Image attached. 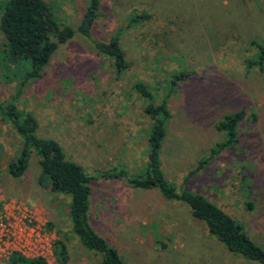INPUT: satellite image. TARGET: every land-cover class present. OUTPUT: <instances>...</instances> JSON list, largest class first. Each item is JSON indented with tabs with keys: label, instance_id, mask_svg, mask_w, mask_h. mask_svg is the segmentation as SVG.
<instances>
[{
	"label": "rangeland",
	"instance_id": "1",
	"mask_svg": "<svg viewBox=\"0 0 264 264\" xmlns=\"http://www.w3.org/2000/svg\"><path fill=\"white\" fill-rule=\"evenodd\" d=\"M6 1L0 0V9ZM90 1L47 3L60 25L76 28ZM98 3L92 34L102 41L118 36L128 69L117 77L110 58L76 32L58 45L39 78L21 84L28 64L7 58L0 28V102L34 115L36 134L58 141L66 157L92 177L90 222L125 262L258 264L229 252L186 204L165 199L156 189L134 187L126 177L102 174L113 167L129 177L146 170L154 120L145 108L152 100L133 88L143 82L154 102L164 99L170 111L160 156L167 181L206 196L264 248V62L253 64L254 44L264 45V0ZM136 14L146 18L131 22ZM178 73L188 77L170 92L169 81ZM240 109L245 114L237 140L213 152L226 139L216 124ZM21 143L0 119V218L26 209L41 239L25 250L20 241L0 237V264H12L14 249L42 256L47 264H101V256L71 231L70 196L51 189L35 150L22 175L9 173ZM57 240L66 246L65 262L57 258Z\"/></svg>",
	"mask_w": 264,
	"mask_h": 264
},
{
	"label": "trees",
	"instance_id": "2",
	"mask_svg": "<svg viewBox=\"0 0 264 264\" xmlns=\"http://www.w3.org/2000/svg\"><path fill=\"white\" fill-rule=\"evenodd\" d=\"M98 9V0H91L78 26L72 28L60 25L47 0H7L0 9L2 11L0 28L7 41L5 50L7 58L12 62L20 61L28 64L21 84L39 78L58 45L71 38L76 32L88 39L98 54L110 58L117 77L125 72L129 63L118 36L115 35L102 41L92 34V26L98 15ZM140 18L146 17L136 14L131 22ZM254 45L258 53L253 64L261 66L264 62V45ZM249 64L252 65V60H249ZM187 77V73L174 74L169 81L172 89L170 92L178 82ZM133 88L152 100L145 108L146 113L154 120L148 139L149 152L146 170L142 175L129 177L125 170L113 167L104 172L102 176L106 178L126 177L128 183L134 187L145 190L156 189L165 199L186 204L192 216L202 221L209 234L219 240L229 252L241 255L258 264H264V248L248 236L242 224L235 221L203 194L187 188L177 189L174 184L167 181L161 169L160 160L166 125L170 117L167 102L164 99L161 102H154L153 94L151 95L148 86L143 82H134ZM244 114L243 109L237 110L224 115L216 124L219 131L225 132L226 139L218 145L216 151L212 150L213 152L234 144L237 140V124ZM0 116V119L8 123L22 138L20 152L8 166L9 173L13 177L22 175L27 168L32 150H35L39 157L41 175L49 177L51 189L70 196L68 215L71 231L77 236L79 242L85 248L98 253L101 256V264H133L125 262L117 248L100 235L90 222L89 201L92 177L85 173L80 164L66 157L58 141L52 138H41L36 134L38 124L31 113L21 112L17 110L13 102L4 101L0 102ZM200 166L190 171L185 179L197 171ZM55 249L58 260L65 262L67 252L63 241L57 240ZM9 261L12 264H47L42 257L28 258L17 251L11 253Z\"/></svg>",
	"mask_w": 264,
	"mask_h": 264
},
{
	"label": "built area",
	"instance_id": "3",
	"mask_svg": "<svg viewBox=\"0 0 264 264\" xmlns=\"http://www.w3.org/2000/svg\"><path fill=\"white\" fill-rule=\"evenodd\" d=\"M17 216H6L4 219L0 218V237H4L7 241L9 239L13 241H20L22 243V248L27 249V247H35L33 242L34 238H40V233L33 224L32 216L26 209L18 208ZM1 240V239H0ZM41 240H39V243ZM24 255L25 251L22 249H14ZM14 251H11L14 252ZM11 255V254H10ZM42 257V256H37ZM30 258V257H28ZM34 258V257H33ZM44 258V257H42Z\"/></svg>",
	"mask_w": 264,
	"mask_h": 264
},
{
	"label": "crops",
	"instance_id": "4",
	"mask_svg": "<svg viewBox=\"0 0 264 264\" xmlns=\"http://www.w3.org/2000/svg\"><path fill=\"white\" fill-rule=\"evenodd\" d=\"M96 230V229H95Z\"/></svg>",
	"mask_w": 264,
	"mask_h": 264
}]
</instances>
